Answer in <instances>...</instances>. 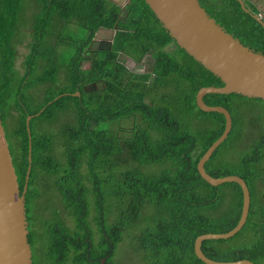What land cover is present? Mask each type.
I'll use <instances>...</instances> for the list:
<instances>
[{
  "label": "trees",
  "instance_id": "16d2710c",
  "mask_svg": "<svg viewBox=\"0 0 264 264\" xmlns=\"http://www.w3.org/2000/svg\"><path fill=\"white\" fill-rule=\"evenodd\" d=\"M199 1L228 32L264 53V26L238 0ZM245 2L252 13L258 10ZM126 8L123 15L115 0H0V112L21 190L29 166L26 118L33 115L26 215L34 264H119L118 247L130 232L135 245L125 242L139 253L136 264H207L195 254L196 238L228 232L240 218V185L213 186L197 169L224 131L225 117L201 110L196 93L222 81L177 44L144 0H130ZM101 28L115 30V37L110 48L94 49L91 39ZM26 36L25 69L20 72L18 46ZM88 51L91 56L85 57ZM148 53L152 69L134 72L129 57L138 64ZM151 79L154 84L170 79L172 88L155 100ZM175 93L181 108L197 109L194 117L200 125H186L182 113L162 103ZM204 99L226 107L233 119L229 136L205 168L215 177L244 178L251 205L237 234L204 240L202 250L219 261L264 264V113L243 119L254 132L245 133L235 117L240 108L253 109L254 102L264 99L237 93H210ZM58 112L68 114L58 124L67 165L56 158L53 137L36 130L39 122H56ZM126 119L131 120L127 131L116 125ZM231 149L226 158L224 152ZM145 165L158 169L145 170ZM35 169L55 175L61 207L49 217L37 209L43 199L32 175Z\"/></svg>",
  "mask_w": 264,
  "mask_h": 264
},
{
  "label": "water",
  "instance_id": "95a60500",
  "mask_svg": "<svg viewBox=\"0 0 264 264\" xmlns=\"http://www.w3.org/2000/svg\"><path fill=\"white\" fill-rule=\"evenodd\" d=\"M144 1L177 44L223 83L221 86H202L196 93V104L201 110L219 112L225 117L224 131L199 159L197 169L202 178L213 186L227 182L238 183L243 193L242 211L238 223L228 232L199 235L194 243L195 254L207 264H255L250 259L215 260L202 250L204 240L227 239L237 234L247 221L251 205L250 190L244 178L237 174L215 177L205 168L206 162L229 136L233 119L226 107L210 105L204 97L210 93H237L249 98L264 99V53L250 48L228 32L206 11L199 0ZM238 1L246 12L251 13L264 26V19L258 11L252 13L245 0ZM75 94L78 95L79 92ZM32 117L33 115H29L26 118L30 138L29 166L26 183L21 190L0 112V264H34L26 215V191L32 159L29 126Z\"/></svg>",
  "mask_w": 264,
  "mask_h": 264
},
{
  "label": "rangeland",
  "instance_id": "374dc122",
  "mask_svg": "<svg viewBox=\"0 0 264 264\" xmlns=\"http://www.w3.org/2000/svg\"><path fill=\"white\" fill-rule=\"evenodd\" d=\"M117 3H119L123 9V15H125L128 10H127V5L129 3L130 0H115ZM257 5H261L264 4V0H253ZM262 9V8H261ZM261 14L263 15V19H264V8L261 10ZM76 23H70L69 27H75ZM68 27V29H69ZM115 30H104L103 28L99 29V31H97L94 35V38L91 39L92 44L90 45L92 48L94 49H105V48H110L111 46V42L113 41L114 37H115ZM82 35V33H81ZM87 36V32L83 33L81 40L85 39V37ZM46 36H44L42 39L45 40ZM30 39V36H26V38L24 39V41H22L21 45L18 46V52H19V56L16 60V68L20 71L23 72L24 71V65H23V57L25 55V53H27L28 49L25 46V43L27 42V40ZM47 40V39H46ZM48 42V41H47ZM126 47V45L124 46V48ZM90 48V47H89ZM91 49V48H90ZM91 56V52H86V56L85 57H89ZM132 61V64H130V66H134V72L136 73H146L149 72L152 69V65H153V57L151 56L150 53L146 54L141 60L140 62L137 64L135 63V59L134 57H129ZM128 64V65H129ZM86 67H89V63H86ZM153 77V76H152ZM156 77H154L153 79H155ZM175 81H177V76L175 79H173ZM162 81V80H161ZM169 81V83H163V84H159L160 82L154 84V82L152 81V79L150 80V89H151V97H154L155 100L156 99H160L161 98V92L163 90L168 91L170 90L169 88H172V80L168 79L166 80V82ZM174 81V82H175ZM165 82V81H164ZM96 88V86H89L88 89L90 88ZM158 94V95H157ZM169 95V94H168ZM42 99V98H41ZM182 99L180 97H178L177 93L169 95L167 97H165L164 99H162V103L164 102L165 104H169L170 107H172L171 109L176 113V114H181L184 116L183 121L186 123V125H190L191 121L194 122L196 125H200V121H196V118L194 117V114H196L197 109H192V112L188 110V108L183 107L181 108V101ZM35 103H38L37 100H34ZM253 109L249 108L248 105H246L245 107H247V109L245 108H240V113L237 111L235 113V117L238 120L242 121V125L241 128L243 129V131L246 133L248 130L249 131H256V128H251L249 127V125H246V122L243 120L247 115L252 114L254 116L260 115L264 113V102H254L253 104ZM175 107V108H174ZM16 112V111H14ZM60 114V115H59ZM59 118L56 121V118L54 119L56 122L53 123H46V121H42V123H37V131L38 132H43L46 131V135H50L53 137L54 139V149H55V153H56V158L63 164L67 165V160L63 159L61 157V153L63 152L62 148V139L61 136L63 137V132L61 131L60 127L58 126V124H60V122H63L64 119L66 118V116L68 115L67 113L63 112H58ZM57 115V116H58ZM195 119V120H193ZM11 119H9L8 121L10 122ZM12 123V121H11ZM117 127H120L122 129H125L127 131V129L129 127H131V120L126 119L124 120L121 124L118 123L116 124ZM250 126H254L253 123ZM36 131V132H37ZM61 135V136H60ZM119 136H121V134H119ZM122 137V136H121ZM50 138V137H49ZM64 139V138H63ZM235 147H238V145H236ZM239 148V147H238ZM233 149L231 150H226L224 152V154L226 155V158H229L230 156H232L231 154L233 153ZM64 167V166H63ZM145 170H157L158 167L155 166H148L145 165L144 166ZM36 180V187L38 189V191L41 193V198L43 200H39V203H37V209L40 210V212L45 216V217H49V215L53 214V212L55 211L56 208L61 207L60 199L57 196L56 192H55V175L52 174H48L46 172H42L39 171L38 169H35L33 171L32 174ZM64 216L66 217V213H64ZM68 224H72V220L71 218H66ZM43 222L41 219L38 220L37 223V227L38 229L42 230L43 228ZM97 236V234H96ZM133 239H135V234L134 232H130V236L127 237V239L130 242V240L133 242V244L135 243V240L133 241ZM122 242L121 246L119 245L118 247V252L116 255V260L119 264H136L138 262V255L139 253L137 251H135L133 249V244L132 246H128L130 245V243L128 242ZM39 243V242H38ZM127 243V244H126ZM135 245V244H134Z\"/></svg>",
  "mask_w": 264,
  "mask_h": 264
},
{
  "label": "crops",
  "instance_id": "0c3cea01",
  "mask_svg": "<svg viewBox=\"0 0 264 264\" xmlns=\"http://www.w3.org/2000/svg\"><path fill=\"white\" fill-rule=\"evenodd\" d=\"M249 4H251V5H254L258 10V14L259 15H261V16H263L262 14H261V10L264 8V4H261V5H257L253 0H246ZM262 8V9H261ZM104 30H108V29H104Z\"/></svg>",
  "mask_w": 264,
  "mask_h": 264
},
{
  "label": "flooded vegetation",
  "instance_id": "af4514ba",
  "mask_svg": "<svg viewBox=\"0 0 264 264\" xmlns=\"http://www.w3.org/2000/svg\"><path fill=\"white\" fill-rule=\"evenodd\" d=\"M104 262H105V259H104ZM104 262H102V263H104Z\"/></svg>",
  "mask_w": 264,
  "mask_h": 264
},
{
  "label": "clouds",
  "instance_id": "9594fccd",
  "mask_svg": "<svg viewBox=\"0 0 264 264\" xmlns=\"http://www.w3.org/2000/svg\"><path fill=\"white\" fill-rule=\"evenodd\" d=\"M246 1V0H245Z\"/></svg>",
  "mask_w": 264,
  "mask_h": 264
}]
</instances>
